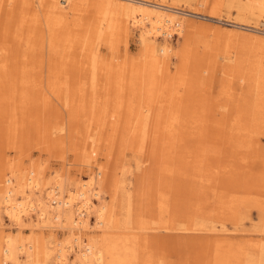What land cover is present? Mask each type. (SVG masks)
Instances as JSON below:
<instances>
[{"label":"rangeland","instance_id":"1","mask_svg":"<svg viewBox=\"0 0 264 264\" xmlns=\"http://www.w3.org/2000/svg\"><path fill=\"white\" fill-rule=\"evenodd\" d=\"M112 1L0 0V184L92 177L115 212L81 230L101 264H221L264 244V0H130L184 21L148 47ZM63 224L36 241H65ZM0 229L16 233L2 211Z\"/></svg>","mask_w":264,"mask_h":264},{"label":"bare ground","instance_id":"2","mask_svg":"<svg viewBox=\"0 0 264 264\" xmlns=\"http://www.w3.org/2000/svg\"><path fill=\"white\" fill-rule=\"evenodd\" d=\"M178 1L179 0H173L174 3ZM122 3L124 4H119L116 0H113L108 6L112 9V13H114L113 17L116 18L115 23H118V27L124 32L127 31L129 27H137V29H139V40L145 47L150 46L151 41H155L158 35H163L167 38L171 36L172 31L178 35L183 31L184 21L178 18V15L173 11H165L158 9V7H150L144 2L133 4L130 0H123ZM260 13H264V10H261ZM128 24H131V26ZM25 182L24 184L20 182L17 186H15L16 184L12 185L13 182H7L4 183V185L0 184V211H2L16 226L14 237H12V235L9 236V234L6 235L5 231L0 229V264L7 262L11 264H38L40 256H43L41 257L44 261L43 264H101L102 254L100 250H94L91 244L88 245L87 241H82L83 237H81V233L83 230L85 231L90 227L88 215L91 210L96 212L97 219L102 220L107 228L113 226L115 222V212L112 201L106 202L100 200V190L95 188L94 179L89 177L87 180L76 184L73 191L69 190L67 192L64 190L62 181L58 180L55 186L45 194L38 179L27 178ZM24 186L26 187L27 195L23 196L22 194L20 199L18 193L23 189L25 190ZM64 193L66 194L64 195ZM93 196H95V198L97 197L99 200L97 202L98 206L92 201L93 199L91 197ZM238 206L239 208L242 207L239 203L235 202L232 209L238 211ZM243 210H240V213H243ZM32 217L34 221L29 222ZM259 217H261L262 220H260ZM257 218L264 222L261 215H258ZM26 220H28L29 225L26 223ZM54 220H58L59 223H64L70 229L75 230L71 233V236L66 238L63 242H55L57 239L49 238L44 245H39L38 241H36V234L39 235H37L38 237H41L40 235H43L42 232H44L47 227H52ZM256 224H259V221ZM25 225L29 226L28 231L32 237L29 244H22V235L25 230ZM258 227H261V225ZM260 229L264 233V228ZM237 246L232 250L229 249L231 250L230 256L225 257L223 261H218L221 264H228L224 262L227 258L229 261L234 259L236 261L235 264H264V244L258 246L254 244L253 247H247L245 245L244 247H239V245L238 248ZM239 249L241 251H239ZM72 251H74L75 259L70 261L69 252ZM20 252H23V254L25 253V262H20Z\"/></svg>","mask_w":264,"mask_h":264}]
</instances>
